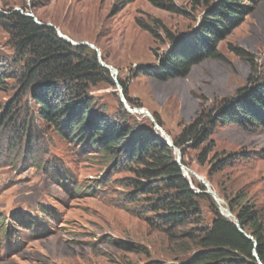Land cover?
Listing matches in <instances>:
<instances>
[{
	"label": "rangeland",
	"instance_id": "1",
	"mask_svg": "<svg viewBox=\"0 0 264 264\" xmlns=\"http://www.w3.org/2000/svg\"><path fill=\"white\" fill-rule=\"evenodd\" d=\"M222 1L171 0L159 7L149 0H0L3 16L25 14L72 47L95 52L113 83L105 78L90 86L80 101L91 113L86 122L105 120L97 140L86 126L69 127L71 106L50 96V104L67 111L55 130L39 117L31 93L16 98L17 53L8 21L0 19L6 79L0 83V230L8 226L0 234V264H188L201 252L199 230L211 226L214 210L233 221L231 209L248 207L264 231V113L251 101L264 100V0L237 2L240 18L214 45L218 59L161 78L177 45L197 43L208 13ZM111 129L131 136L109 157L97 144ZM140 131L173 150L192 191L204 196L182 224L163 223L154 209L168 196L164 189L156 198L139 192L148 184L127 151ZM193 131L206 140L173 147Z\"/></svg>",
	"mask_w": 264,
	"mask_h": 264
},
{
	"label": "trees",
	"instance_id": "2",
	"mask_svg": "<svg viewBox=\"0 0 264 264\" xmlns=\"http://www.w3.org/2000/svg\"><path fill=\"white\" fill-rule=\"evenodd\" d=\"M149 1L159 7L170 6L171 3V0ZM238 1L241 2V0H224L212 8L208 13V22H205V26L194 38L197 40L195 43L197 45L191 41L187 43L186 39L180 42L177 45L178 53L168 57L169 62L162 70L161 78L181 77L186 75L189 68L201 59H218L219 55L214 50V45L222 39L225 29L231 27L240 18ZM0 19L8 21L10 28L8 32L17 53L15 65L18 69L15 75L21 79L22 84L16 98L26 92L31 93L33 102L40 107L39 117L55 130H59L60 121L66 118L67 111H62L50 104L48 99L50 96L56 102L62 99L61 102H65V106H71V115L68 116L67 125L72 129L86 126L90 128L92 141L97 140L104 130L105 120L86 122L91 113L89 107L80 101L83 96L85 98L90 86L103 82L105 78H108L107 82L110 86H113V83L109 81L108 71L100 67L95 52L89 51L84 46L72 47L59 38L53 28L37 24L33 18L25 14L13 12L7 17L0 14ZM146 30L151 31L148 28ZM191 45L195 48L191 49ZM22 67L24 69L21 70ZM5 80L0 77V83ZM33 85H36V90L31 89ZM59 85L65 89L66 93L62 98L58 97L61 92L57 87ZM260 92L264 95V89ZM251 101L264 113V100ZM15 107L16 104L14 109ZM238 109L250 122L257 121V118L252 112L247 111V108L239 106ZM14 115L17 116V111ZM13 118L11 117L10 120ZM5 119L7 120L8 116ZM221 120L228 121L226 117H221ZM130 136L131 132L126 129H111L106 132L104 143L97 145L102 148L104 156L110 157L117 154L119 145ZM136 137L130 139V149L127 152L128 157L141 166L142 170L138 172V178L141 182L148 184L146 186L140 184L142 190L139 192L152 196L154 194L156 198L157 191L164 189L168 196L160 198L154 209L165 215L161 218L163 223L182 224L186 215L195 212L197 202L204 196L192 191L180 165L175 162L173 150L168 145L160 142L148 132L140 131ZM186 138L188 137L182 136L174 140L173 147L181 150L190 140H206L204 134L198 131L191 132L189 139L186 140ZM199 188L203 191L201 186ZM81 190V186L75 187L74 194H79ZM230 212L235 216L239 227L214 210L215 218L211 226L199 230L196 245L201 252L188 264H264V231L257 218L248 207H243L236 213L231 209ZM7 228L8 226L5 225L0 230L1 236Z\"/></svg>",
	"mask_w": 264,
	"mask_h": 264
},
{
	"label": "water",
	"instance_id": "3",
	"mask_svg": "<svg viewBox=\"0 0 264 264\" xmlns=\"http://www.w3.org/2000/svg\"><path fill=\"white\" fill-rule=\"evenodd\" d=\"M105 68H107V67H105ZM224 217H226V216H224ZM227 217H228V216H227ZM232 219H233L235 225H236L237 227H239V225H238V223L236 222V220H235L234 218H232Z\"/></svg>",
	"mask_w": 264,
	"mask_h": 264
}]
</instances>
